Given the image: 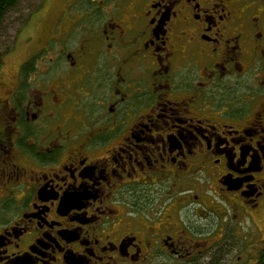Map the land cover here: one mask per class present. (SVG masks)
<instances>
[{"label": "flooded vegetation", "instance_id": "obj_1", "mask_svg": "<svg viewBox=\"0 0 264 264\" xmlns=\"http://www.w3.org/2000/svg\"><path fill=\"white\" fill-rule=\"evenodd\" d=\"M58 12L0 79V264H264V0Z\"/></svg>", "mask_w": 264, "mask_h": 264}, {"label": "rangeland", "instance_id": "obj_2", "mask_svg": "<svg viewBox=\"0 0 264 264\" xmlns=\"http://www.w3.org/2000/svg\"><path fill=\"white\" fill-rule=\"evenodd\" d=\"M67 1L69 0H19L6 12L0 21V55L10 50H13V54L0 61L1 80L12 72L13 67L23 57L25 39L40 34L38 31L42 26L44 15L46 17L57 15ZM39 6V10L33 14ZM30 18L31 20L27 22Z\"/></svg>", "mask_w": 264, "mask_h": 264}, {"label": "trees", "instance_id": "obj_3", "mask_svg": "<svg viewBox=\"0 0 264 264\" xmlns=\"http://www.w3.org/2000/svg\"><path fill=\"white\" fill-rule=\"evenodd\" d=\"M18 1L19 0H0V21H2L6 12L13 8ZM39 8L40 6L36 8L33 14L38 11Z\"/></svg>", "mask_w": 264, "mask_h": 264}]
</instances>
